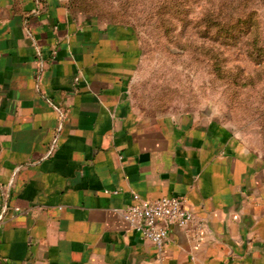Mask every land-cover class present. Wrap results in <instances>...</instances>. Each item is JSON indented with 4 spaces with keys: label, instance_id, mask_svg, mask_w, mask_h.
Wrapping results in <instances>:
<instances>
[{
    "label": "crops",
    "instance_id": "crops-1",
    "mask_svg": "<svg viewBox=\"0 0 264 264\" xmlns=\"http://www.w3.org/2000/svg\"><path fill=\"white\" fill-rule=\"evenodd\" d=\"M69 5L0 0V264H264V158L217 119L144 114L135 29ZM133 195L183 197L198 236L141 240Z\"/></svg>",
    "mask_w": 264,
    "mask_h": 264
},
{
    "label": "rangeland",
    "instance_id": "rangeland-1",
    "mask_svg": "<svg viewBox=\"0 0 264 264\" xmlns=\"http://www.w3.org/2000/svg\"><path fill=\"white\" fill-rule=\"evenodd\" d=\"M71 8L135 29L142 57L131 98L144 114L217 119L264 158V0H80Z\"/></svg>",
    "mask_w": 264,
    "mask_h": 264
},
{
    "label": "built area",
    "instance_id": "built-area-1",
    "mask_svg": "<svg viewBox=\"0 0 264 264\" xmlns=\"http://www.w3.org/2000/svg\"><path fill=\"white\" fill-rule=\"evenodd\" d=\"M132 201V204L124 209V219L131 231L135 232L141 240L153 244L157 249L164 246L172 227L189 232L188 228L193 222V215L186 209V201L183 197L147 201L133 195ZM189 233L196 238L199 230L195 229Z\"/></svg>",
    "mask_w": 264,
    "mask_h": 264
},
{
    "label": "trees",
    "instance_id": "trees-1",
    "mask_svg": "<svg viewBox=\"0 0 264 264\" xmlns=\"http://www.w3.org/2000/svg\"><path fill=\"white\" fill-rule=\"evenodd\" d=\"M80 3V0H72L69 4H71V7H76Z\"/></svg>",
    "mask_w": 264,
    "mask_h": 264
}]
</instances>
